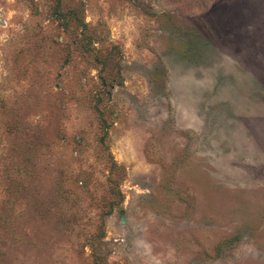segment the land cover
Listing matches in <instances>:
<instances>
[{"label":"rangeland","instance_id":"rangeland-1","mask_svg":"<svg viewBox=\"0 0 264 264\" xmlns=\"http://www.w3.org/2000/svg\"><path fill=\"white\" fill-rule=\"evenodd\" d=\"M0 264H264V0H0Z\"/></svg>","mask_w":264,"mask_h":264}]
</instances>
